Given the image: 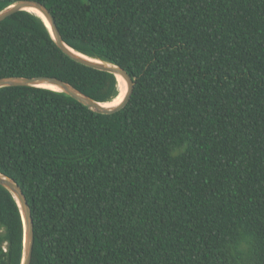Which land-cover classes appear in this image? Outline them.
Instances as JSON below:
<instances>
[{"label":"trees","instance_id":"1","mask_svg":"<svg viewBox=\"0 0 264 264\" xmlns=\"http://www.w3.org/2000/svg\"><path fill=\"white\" fill-rule=\"evenodd\" d=\"M37 1L68 46L134 86L112 114L0 88V172L31 210L30 264H264V0ZM3 76L118 94L113 73L70 58L26 10L0 21ZM22 247L0 185V264H20Z\"/></svg>","mask_w":264,"mask_h":264},{"label":"water","instance_id":"2","mask_svg":"<svg viewBox=\"0 0 264 264\" xmlns=\"http://www.w3.org/2000/svg\"><path fill=\"white\" fill-rule=\"evenodd\" d=\"M29 8L34 9L38 12V13L36 12L33 13L39 15L44 20L55 44L66 55H68L73 60L81 64H84L86 66L113 73L116 79L117 76H120L126 83L125 94L123 95L122 99L119 102L114 104H109L108 103L109 101L100 102L82 93L77 88L72 86L70 83L53 76H33V77L3 76L0 77V88L7 86H35V87L48 88L55 91H61L71 96L75 100L79 101L83 105L94 110L95 112L102 114H112L123 108L132 94L134 79L119 64L104 61L99 58L90 57L68 46L63 41L59 33V30L56 26L55 20L49 9L45 6V4L37 0H16L0 10V21L4 20L8 16L20 10H26L28 12H32L29 10ZM44 85L53 86L56 89L49 88ZM0 185L8 189L12 193L20 208V212L23 220V247H22L20 264H30L32 258L34 233H33V220L31 216V210L29 204L19 184L13 178L9 177L8 175L2 172H0Z\"/></svg>","mask_w":264,"mask_h":264},{"label":"bare ground","instance_id":"3","mask_svg":"<svg viewBox=\"0 0 264 264\" xmlns=\"http://www.w3.org/2000/svg\"><path fill=\"white\" fill-rule=\"evenodd\" d=\"M29 10L32 11V12L38 13L36 10L31 9V8H29ZM117 80H118L117 81L118 82V94L112 100H110L108 102L109 104H114V103L119 102L122 99L123 95L125 94V91H126V83H125V81L120 76H117ZM44 86L56 89L53 86H49V85H44Z\"/></svg>","mask_w":264,"mask_h":264}]
</instances>
